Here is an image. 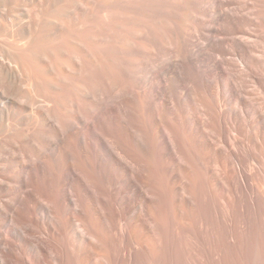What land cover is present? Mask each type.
<instances>
[{"label":"rangeland","instance_id":"obj_1","mask_svg":"<svg viewBox=\"0 0 264 264\" xmlns=\"http://www.w3.org/2000/svg\"><path fill=\"white\" fill-rule=\"evenodd\" d=\"M15 2L38 22L18 67L37 80L27 87L50 97L57 117L70 123L72 115L88 118L110 106L96 130L128 143L132 183L146 195L132 192L121 166H99L91 148L71 144L74 166L94 194L77 201L79 226L70 235L60 212L57 235L41 237L43 244L68 264H264V0H0L9 29L27 21ZM245 2L250 22L240 28L256 51L248 66L238 61L242 80L220 79L228 105L216 107L201 87L210 47L190 52L188 40L211 25L221 34L233 30L229 4ZM221 39L213 41L217 51ZM0 40L13 46L7 36ZM153 66L160 79L180 72L197 84L195 93L173 96L170 108L141 106L137 80ZM240 86L248 93L243 105L231 93ZM125 196L136 199L138 216Z\"/></svg>","mask_w":264,"mask_h":264},{"label":"bare ground","instance_id":"obj_2","mask_svg":"<svg viewBox=\"0 0 264 264\" xmlns=\"http://www.w3.org/2000/svg\"><path fill=\"white\" fill-rule=\"evenodd\" d=\"M12 6L27 21L22 23L17 19L10 24V29L4 27L1 20H7L8 15L0 6V38H11L13 45L7 48L8 44L0 40V264H68L64 253L59 254L54 245H44L40 238L57 235L53 219L60 212L63 232L70 235L79 221L77 201L94 194L74 166L71 144L91 148L99 166H121L129 177L132 192L138 197L146 198V195L132 183L135 159L128 143L122 141L120 135L96 130L101 114H112L110 106L104 112L97 109L88 118L72 115L74 119L70 123L67 117H57L50 97L36 86L34 90L27 87L37 80L19 68H24L26 40L37 29L38 22L31 20L19 3ZM229 6L231 20L235 23L233 30L221 34L211 25L204 35L197 32L188 40L190 52L204 45L210 47L211 56L203 69L201 87L204 93L215 98L216 107L228 105L219 95L220 79L229 76L231 85L242 80L238 61L248 66L256 51L240 28L247 20L250 22L249 5L245 2L230 3ZM14 24L19 28L16 31L12 30ZM219 38H222L223 51H217L213 43ZM44 65L43 70L52 71L45 61ZM141 73L136 95L140 105L147 104L149 109H154L157 104L170 108L173 96L181 101L191 97L197 87L174 69L164 72L162 79L154 66ZM231 93L239 105L247 101L248 93L241 86L232 87ZM37 97H42L45 103ZM257 114L262 118L259 111ZM121 125L126 128L125 121ZM131 137L134 140L133 134ZM161 140L170 157L177 162V155L164 133H161ZM128 141L132 143L131 139ZM124 200L128 204L127 210L138 216L136 199L125 196ZM90 251L94 252L93 249Z\"/></svg>","mask_w":264,"mask_h":264}]
</instances>
